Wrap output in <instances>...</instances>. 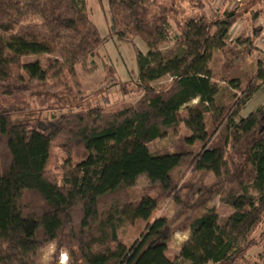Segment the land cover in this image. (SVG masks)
I'll return each instance as SVG.
<instances>
[{
	"label": "trees",
	"instance_id": "trees-1",
	"mask_svg": "<svg viewBox=\"0 0 264 264\" xmlns=\"http://www.w3.org/2000/svg\"><path fill=\"white\" fill-rule=\"evenodd\" d=\"M187 1L196 4L108 0L111 34L125 41L140 37L149 50L137 52L138 88L144 93L138 103L115 111L90 106L53 120L32 119L24 107L0 104V264H58L62 252L71 264H244L251 249L264 252V106L240 116L264 85V61H257L256 87L244 91L239 75L222 80L244 93L229 112L219 103L220 89L207 65L215 51L228 47L239 19L242 36L259 41L264 0H252L251 10L233 0L208 9L200 0L201 6L191 8L194 15L179 21ZM102 42L86 0H0V98L55 81L53 87L63 91L49 100L72 109L76 97L68 82L77 66L97 57ZM163 44H169L164 52ZM29 56L37 59L23 63ZM107 71L113 79V68ZM169 75V83L151 85ZM207 115L215 125L212 134ZM180 122L191 132L187 145L201 146L194 171L212 173L215 182L202 185L200 200L187 203L201 214L188 219L189 236L170 259L171 223L155 216L160 199L122 194L141 178L152 189L175 194V172L188 155L153 153L149 144ZM55 142L69 157L59 175L48 167ZM215 198L233 210L223 221L209 206ZM135 225L143 230L129 245L121 231ZM51 246L55 252L47 257ZM263 257L259 253L257 259Z\"/></svg>",
	"mask_w": 264,
	"mask_h": 264
},
{
	"label": "rangeland",
	"instance_id": "rangeland-1",
	"mask_svg": "<svg viewBox=\"0 0 264 264\" xmlns=\"http://www.w3.org/2000/svg\"><path fill=\"white\" fill-rule=\"evenodd\" d=\"M86 1L91 20L103 42L98 50L97 57L92 59V62L86 67L77 66L74 80L68 82L72 89V94L76 97L71 100L72 109L69 107L61 108V104L53 99L49 100V96L52 94L63 91L62 88H54L55 81L49 82L46 86L47 88H43L40 84L32 83L27 91L13 94L12 97L0 98V104L7 108L10 106L24 107L32 119L41 117V119L53 120L54 117L70 110L80 111L81 108L96 105H102L108 111H115L125 106L136 104L143 98L144 93L138 88L140 72L137 52L140 51L143 54H147L149 50L146 43L140 37H136L133 41H125L111 34L112 21L109 15L108 0ZM199 1L193 0L196 3L195 5H192L189 1L183 3L181 15H177L178 20L180 21V19L183 20L190 16L193 6H201ZM206 1L209 5L208 9H217L221 4V0ZM233 2L234 6L237 5L236 7H239L240 4H245L244 9H248L253 3L252 0H233ZM254 8L256 9V7ZM258 24L261 26L263 36L258 42L250 43L251 38H245L247 33L242 36L245 27H242L243 21L239 19L232 29L228 47L223 52L215 51L207 64L208 68L212 70L220 89L219 103H223L227 107L228 112L230 108L232 111L235 110V106L242 100L244 93L231 90L228 83L222 80H229V77L233 74L235 76L239 75L241 76L244 91L252 86L256 87L261 84L260 80L256 79V75L257 61L259 59L264 61V52L258 48L260 46L264 49V20L262 19ZM248 43H250L252 50H250ZM168 46L169 44H163L161 46L162 51L164 52ZM247 53H250V55ZM55 57L61 59L58 54ZM36 59L37 57L35 56L24 57L23 63L34 62ZM108 66H111L114 70L113 79L109 77ZM225 66L231 69L228 73L229 75L224 74L226 71L224 69L226 68ZM170 81L171 76L169 75L152 82L151 85L158 88ZM261 85L259 92L241 110V117L246 118L252 112L264 106V85ZM62 95H64V92H62ZM232 95L235 96L232 97ZM196 103L197 101L193 102V104ZM185 115L186 112L183 110L182 117ZM206 122L209 133L212 134L215 125H213L210 115L206 116ZM190 134V130L186 128L183 122H180L176 128L169 130L165 137L149 144V149L153 153L182 151L185 155H188L184 164L175 172L174 177L178 189L173 196L164 193L159 187L152 189L145 178H141L137 186L130 190L129 193L125 192L122 194L124 198H136L146 193L160 199L155 216L166 217L171 223L172 237L167 253L170 259L175 258L181 245L189 236L188 219L201 214L200 209L188 210L186 208L188 206L187 203H192V201L196 203L200 200V196L197 195L199 188L202 185H209L215 182V177L212 173L194 171L192 165L193 157L201 146L198 143L193 148L187 145L185 138L190 136ZM68 159V155L60 147V142H55L51 152L49 170L55 174L59 173L61 167ZM176 193H179L176 198V200H180L179 202L173 198ZM209 206L216 209L220 221L225 220L233 212L230 207L222 204L218 198H215ZM142 230V225L127 226L121 231V237L125 243L131 245L139 238ZM54 252L55 249L51 246L47 249L46 256L50 257ZM259 253H264L263 248L251 249L249 251V260L244 264H264V257L260 260L257 259ZM58 259V264H71V260L65 252H62Z\"/></svg>",
	"mask_w": 264,
	"mask_h": 264
},
{
	"label": "crops",
	"instance_id": "crops-1",
	"mask_svg": "<svg viewBox=\"0 0 264 264\" xmlns=\"http://www.w3.org/2000/svg\"><path fill=\"white\" fill-rule=\"evenodd\" d=\"M262 19L264 20V14L261 16V18H260L259 21H261ZM262 36H263V35H262ZM261 38H262V37H261ZM261 38H260V39H261ZM260 39H259V40H260ZM258 48H259L261 51L264 52V49H263L262 47L258 46ZM258 92H259V91H258ZM258 92H257V93H258ZM257 93H256V94H257ZM256 94H255V95H256ZM255 95H254V96H255ZM254 96H253V97H254Z\"/></svg>",
	"mask_w": 264,
	"mask_h": 264
}]
</instances>
